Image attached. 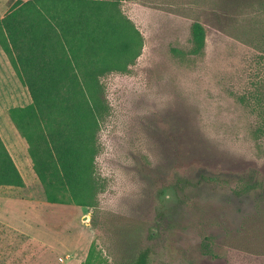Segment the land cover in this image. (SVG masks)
<instances>
[{"label":"rangeland","instance_id":"rangeland-1","mask_svg":"<svg viewBox=\"0 0 264 264\" xmlns=\"http://www.w3.org/2000/svg\"><path fill=\"white\" fill-rule=\"evenodd\" d=\"M120 4L143 44L101 76L97 203H50L37 174L0 185V264H264V0Z\"/></svg>","mask_w":264,"mask_h":264},{"label":"trees","instance_id":"trees-1","mask_svg":"<svg viewBox=\"0 0 264 264\" xmlns=\"http://www.w3.org/2000/svg\"><path fill=\"white\" fill-rule=\"evenodd\" d=\"M191 40L192 53H200L206 34L198 21ZM0 44L32 96L9 114L28 143L47 201L63 202L66 191L77 205L95 206L98 133L109 110L101 76L126 70L140 55L139 29L118 0H16L0 19ZM253 98L264 132V92ZM0 185H25L1 135ZM149 253L140 251L129 264H148ZM97 257L91 248L81 264Z\"/></svg>","mask_w":264,"mask_h":264},{"label":"crops","instance_id":"crops-1","mask_svg":"<svg viewBox=\"0 0 264 264\" xmlns=\"http://www.w3.org/2000/svg\"><path fill=\"white\" fill-rule=\"evenodd\" d=\"M118 1L121 7L120 0ZM122 11L124 12V10ZM124 14L131 19L125 12ZM133 23L135 24L134 21ZM136 27L138 28L137 25ZM31 102L32 96L28 87L22 83L10 58L0 44V135L18 166L24 181L28 177L34 178L36 173L28 151V143L13 123L9 110L12 107H24ZM1 219L3 218L0 217V222L4 223Z\"/></svg>","mask_w":264,"mask_h":264}]
</instances>
